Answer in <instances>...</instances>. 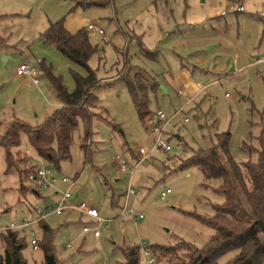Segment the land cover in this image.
<instances>
[{
	"label": "rangeland",
	"instance_id": "obj_1",
	"mask_svg": "<svg viewBox=\"0 0 264 264\" xmlns=\"http://www.w3.org/2000/svg\"><path fill=\"white\" fill-rule=\"evenodd\" d=\"M80 1L0 0L1 33L7 39V45H0V132L14 118L39 124L61 106L41 70L42 61L62 76L71 91L75 88L73 71L86 74L43 40L44 27L62 18L82 28L93 23L96 28L88 29V35L97 52L89 64L102 78V87L95 91L99 100L92 108V133L85 135L89 124L80 117L70 141L71 158L61 161L59 174L75 179L69 202L84 201L96 207L100 219L79 208H66L61 214L53 211L70 182L59 181L58 189H37L24 180L22 190L24 175L16 167L7 171V148L0 145V223L30 221L37 216V205L45 208L44 219L54 229L59 264H124L123 247L128 244L151 249L152 244L183 238L204 246L214 228L196 214L212 215L214 204L222 202L224 195L215 189L216 180L206 182L199 166H183V160L196 148L217 146L218 132H230V151L238 161L255 160L254 148L259 147L260 134L264 135V78L255 76L251 68L254 76L250 80L242 75L246 88L237 83L238 74L205 73L211 64L207 56L213 44L222 43L235 51L245 35L243 18L257 23L259 17H250V12L263 15L264 0H110L103 6ZM239 2L245 7L242 13L235 12ZM142 48L156 52L157 58L147 56ZM126 61L164 84L185 66L196 84L197 88L190 84L181 89V95L179 85L151 98V110L161 109L168 115L163 135L170 150L154 147V119L145 124L138 116L121 80ZM23 62L41 70L39 83L17 74ZM180 106L184 111L170 117ZM28 146L35 153L23 136L21 144L12 149L21 150L20 157L27 155ZM140 147L148 150L146 157ZM119 157L127 161V169L120 167ZM27 163L26 156L18 166L24 168ZM130 186L136 194L128 193ZM167 187L171 191L163 197L161 191ZM85 225L90 229L85 230ZM96 229L99 234L94 233ZM21 230L27 240L23 249L27 264H41L44 251L31 244L33 237H41L38 220ZM153 256L156 262L166 258L159 252ZM141 257L144 264H156L150 261L151 255L142 253Z\"/></svg>",
	"mask_w": 264,
	"mask_h": 264
},
{
	"label": "trees",
	"instance_id": "obj_2",
	"mask_svg": "<svg viewBox=\"0 0 264 264\" xmlns=\"http://www.w3.org/2000/svg\"><path fill=\"white\" fill-rule=\"evenodd\" d=\"M109 1L84 0L79 3L103 6ZM88 29L83 27L71 31L62 18L51 22L41 33L46 43L54 45L72 63L83 68L86 74L73 71L75 88L70 91L62 76L55 74L52 67L42 61L41 69L54 88L61 106L39 124L33 125L14 118L6 125L4 132H0V145L7 148V171L16 167L24 175L22 190L26 188L23 182L28 179V167L26 164L24 168H19L18 162L26 161L27 155L17 157L18 152L22 151L17 152L12 148L21 144L23 136H26L36 153L59 169L61 161L71 158L70 141L80 117L89 124L85 135L92 133V108L96 107L99 100L95 91L102 87V78L89 64L97 47L91 43ZM0 45H7L1 26ZM142 50L147 56L157 58L156 52ZM122 72L121 80L128 87L138 116L147 124V120L155 115L150 108L151 98L161 92V84L155 75L130 65L129 61H126ZM217 138V146L196 148L182 163L183 166H199L206 182L216 180L215 189L224 195L222 202L214 204L212 215L196 214L214 228V233L204 246H197L183 238L168 244H152V250L139 244H128L123 247L124 264H144L141 257L144 249L149 250L151 256L153 252L166 256L157 262L153 256L156 264H264V135L260 134L259 147L254 148L256 159L245 162L238 161L231 153L230 132H218ZM38 223L41 230L39 246L44 251L41 264H59L53 242V227L44 218L38 219ZM2 232L0 264H27L23 253L27 245L24 231L21 228H8ZM226 253L231 254L224 262H220V257Z\"/></svg>",
	"mask_w": 264,
	"mask_h": 264
},
{
	"label": "built area",
	"instance_id": "obj_3",
	"mask_svg": "<svg viewBox=\"0 0 264 264\" xmlns=\"http://www.w3.org/2000/svg\"><path fill=\"white\" fill-rule=\"evenodd\" d=\"M237 10H243L244 7L242 5H239L236 7ZM225 13V12H223ZM89 29H95L96 26L91 23L88 25ZM100 33H104L103 29L99 30ZM258 60V59H257ZM17 73L19 75H27L30 76L34 83H39V76L41 73V70L29 63V62H23L17 67ZM181 111H184L183 109ZM186 120L188 117L185 118ZM168 122V117L164 115L163 112H158L154 117V123H153V130L155 132L154 137V147L164 148L166 150H170L172 148L171 144L168 142V138L164 137L163 133L165 131V126ZM27 153V175L30 183H32L33 187L39 189V188H56L58 189V182L64 181V182H70L69 187L62 191L61 198L56 205L55 208H53V211L60 214L63 213V211L66 208H79L80 210L86 212L87 214L100 219V212L99 210L94 206L87 205L84 201L80 202L79 204H72L69 202L70 198L73 196L72 188L75 185V179L72 180L68 175L66 174H59V169L54 165L53 162L49 161L47 158L39 155L38 153H32L29 146L26 148ZM140 153L143 155V157H146L148 150L145 147H140ZM38 156L39 160L35 161V156ZM119 164L122 169H127V161L119 157ZM171 191L170 187H167L166 189H163L161 191V195L165 197L169 192ZM128 192L130 193H137L135 188L133 186H130L128 189ZM37 216L34 217L33 220H24L22 223H15L11 222L9 224H1L0 223V231H4L8 228H24L25 226L29 225L30 223L37 221L40 218H44V212L45 208L37 205L35 207ZM142 216V215H141ZM85 230H89V226H84ZM95 234H99V230H94ZM31 244L34 249L39 248V238L33 237L31 239ZM145 255H151V252L147 249H144ZM150 261H154V257L151 256Z\"/></svg>",
	"mask_w": 264,
	"mask_h": 264
},
{
	"label": "crops",
	"instance_id": "obj_4",
	"mask_svg": "<svg viewBox=\"0 0 264 264\" xmlns=\"http://www.w3.org/2000/svg\"><path fill=\"white\" fill-rule=\"evenodd\" d=\"M239 5H242L244 7V5L241 2L237 3V5L235 6L236 13H240V12L242 13V11L245 10V7L243 10H237L236 7ZM250 17L255 18V19H257L256 17H259V21H257L256 23L254 22L255 20L251 22L252 20L248 21L246 20L248 18L246 19L243 18V20L245 21L244 24L245 25L247 24L246 27L244 28L245 35L242 36V40L240 44H238V47L237 49H235V51L233 52L229 51L228 49L223 47L222 43H220L219 46L216 44H213L211 46L212 53L209 56H207V60L211 61V64L209 65V67L206 68V70L204 69L205 73L210 72V73L217 74V75H221V74L237 75L238 74L239 75L238 77H240L241 80L238 79L237 83L241 84L240 86H245L246 88H247V85H246L247 83L242 79L244 77V76L242 77V75L243 74L245 75V80L247 78L248 80H250V78L254 76L249 72L251 68H254L256 72L255 76H262L264 78V14L262 15V14H258L255 12H250ZM248 24L250 25L249 27H248ZM48 26L44 27V29L46 30ZM65 26L69 30L74 31V32L82 28L81 26H77V23L76 24L72 23L71 25L70 21L69 22L65 21ZM189 76L190 74H189L188 69L185 66H182L181 70L177 72L174 78H170L169 80L168 79L164 80L165 84L162 83V81H159L161 84L160 89L161 91L168 94L170 87L176 88V86L180 85L179 86L180 89L178 90V95H181L183 93L181 89L187 88L188 85L190 84L194 86V88H197L196 84L192 83V80H190ZM161 86H163L164 89H162ZM249 91H250V87H248V92ZM179 109H177L175 113L171 115L170 117H173L178 111H181L182 109L184 110V107L180 106ZM158 112H163L164 115L168 117L165 111L161 109L157 112H154L155 115ZM154 117L151 118V120L154 119ZM89 216L92 218H95L91 215Z\"/></svg>",
	"mask_w": 264,
	"mask_h": 264
},
{
	"label": "water",
	"instance_id": "obj_5",
	"mask_svg": "<svg viewBox=\"0 0 264 264\" xmlns=\"http://www.w3.org/2000/svg\"><path fill=\"white\" fill-rule=\"evenodd\" d=\"M161 88L164 89L163 86H161Z\"/></svg>",
	"mask_w": 264,
	"mask_h": 264
}]
</instances>
